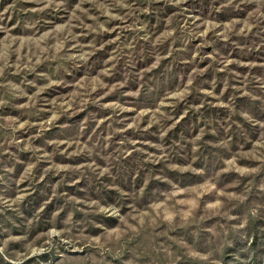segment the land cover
I'll return each instance as SVG.
<instances>
[{
  "label": "rangeland",
  "instance_id": "374dc122",
  "mask_svg": "<svg viewBox=\"0 0 264 264\" xmlns=\"http://www.w3.org/2000/svg\"><path fill=\"white\" fill-rule=\"evenodd\" d=\"M0 264H264V0H0Z\"/></svg>",
  "mask_w": 264,
  "mask_h": 264
}]
</instances>
